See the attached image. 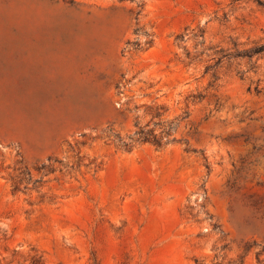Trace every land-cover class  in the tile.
Returning a JSON list of instances; mask_svg holds the SVG:
<instances>
[{
  "label": "rangeland",
  "instance_id": "obj_1",
  "mask_svg": "<svg viewBox=\"0 0 264 264\" xmlns=\"http://www.w3.org/2000/svg\"><path fill=\"white\" fill-rule=\"evenodd\" d=\"M0 264H264V0H0Z\"/></svg>",
  "mask_w": 264,
  "mask_h": 264
},
{
  "label": "trees",
  "instance_id": "obj_2",
  "mask_svg": "<svg viewBox=\"0 0 264 264\" xmlns=\"http://www.w3.org/2000/svg\"><path fill=\"white\" fill-rule=\"evenodd\" d=\"M149 135V134H148ZM151 135V134H150ZM148 139V138H147ZM152 142L155 144H160V141L154 136Z\"/></svg>",
  "mask_w": 264,
  "mask_h": 264
}]
</instances>
